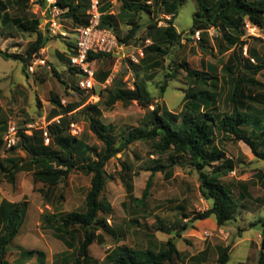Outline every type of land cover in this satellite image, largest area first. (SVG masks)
<instances>
[{"label": "rangeland", "instance_id": "374dc122", "mask_svg": "<svg viewBox=\"0 0 264 264\" xmlns=\"http://www.w3.org/2000/svg\"><path fill=\"white\" fill-rule=\"evenodd\" d=\"M6 1L7 9L12 15L26 16L38 22L50 39L40 51L46 64L37 65L34 72L29 68L25 70L22 61L0 55V128L10 119L22 130L30 122L40 127L43 120L60 118L61 116H53L62 112L63 107L68 104L82 103L67 115V121L63 125L64 134L83 139L90 147L85 157H77L78 162L97 159L106 145L93 131L89 114L97 117L99 123L105 126V131L116 140V144L121 143L130 130L143 127L142 119L147 108H143L137 100H118L114 105H108L106 101L110 94L118 90L133 89L134 81L139 78L146 81L156 101L173 113H178L186 92L197 91L192 88L194 82L188 77L183 67L185 64L211 73V84L207 86L202 83V86L218 91L217 101L213 105L215 113L231 112L233 109V103L229 99L233 83L221 69L232 49L228 46L225 30L218 26L213 25L191 34L194 18L198 17L197 11H200L198 0H147L153 9L152 13H122L121 0H104L112 4L110 11L117 18L115 32L118 37L126 35L134 22L142 25L138 36L159 41L161 48L152 53L160 64L151 70L154 72L151 79L141 64L132 63L128 58L122 60L120 67L115 65L116 56V59L109 56L98 58L94 63L97 71L111 69L116 75L109 86H97L99 100L91 99L89 92L80 90L77 87L79 77L70 71L68 58L71 55L70 43L76 39L75 25L72 17L64 14L66 10L56 4L57 0H23L21 3L18 0ZM166 1H173L178 5L174 24L182 33L179 42H168L160 28H154V35L149 36V22L157 21L158 27H164L172 17V14L165 12ZM102 2L100 0V4ZM204 2L209 7L213 4L210 0ZM244 29L243 39L247 41L244 46H247L248 56L243 48L242 71L254 75L258 81V84H252L247 90L252 94L262 93L264 69L257 74H253V70L264 61V27L249 23L244 24ZM0 31V48L19 56L26 55L27 47L37 36L35 32L20 31L13 25H3L1 18ZM149 53L148 51L147 55ZM88 103L96 104V108H86ZM255 106L262 108L264 104L255 102ZM153 107L152 105L150 108ZM171 118L177 127L180 120L174 116ZM71 122L78 124V134L71 132ZM245 128L251 131L253 124L245 125ZM0 133L5 138L6 130L0 129ZM155 142L137 140L108 161L107 181L101 201L109 209L100 211V217H104L107 224L98 228V236L89 246L88 254L83 256L82 264H112L107 256L117 246H129L141 251L154 248L160 251L161 245L169 237L177 236V230L183 223L190 222L194 215L209 207L210 203L199 189L198 170L192 165L188 155H184L172 166L171 176H167L164 171L153 175L149 195L145 200L131 198L132 195L140 198L143 196L151 176L149 168L155 164V159L160 157L164 163L171 162L169 153L160 154L155 150ZM44 145L53 146L51 141H44ZM215 145L224 150L225 156L207 169L212 171L219 165L232 166V170L222 175L221 180L232 189L239 199L240 207L235 218L223 226H219L210 217L197 220L185 229L182 237H177L180 255L175 258V264H219V249L228 245H231L230 260L226 264H259L261 252L264 251V159L258 157L245 141L218 128ZM260 149L264 150V140L260 143ZM29 156L23 146L15 150L5 143L0 146V202L7 199L25 202L27 205L20 231L8 246L3 260L7 264H41V259H44L45 264H78L85 228L82 225L73 226V236L68 235L72 242L70 245L58 235L54 226H59L69 212L87 209L86 198L91 188L92 173L75 170L50 188L36 182L34 172L40 166L30 163ZM11 157L17 158L24 165L13 180L10 179V172L14 170L9 161ZM122 175L133 185L131 195ZM244 183L247 184L246 191L251 197L241 199ZM1 230L0 223V233ZM24 250H33L34 255L23 259L21 253Z\"/></svg>", "mask_w": 264, "mask_h": 264}, {"label": "trees", "instance_id": "16d2710c", "mask_svg": "<svg viewBox=\"0 0 264 264\" xmlns=\"http://www.w3.org/2000/svg\"><path fill=\"white\" fill-rule=\"evenodd\" d=\"M19 1L21 3L23 0ZM90 1L57 0L56 4L66 10L64 13L66 16L72 17L74 27H79L89 23L88 9ZM121 1L123 2L121 5L122 13L128 11L152 13L153 11L147 0ZM210 1H213V4L209 7L204 0H198L200 11L204 12L197 11L198 17L194 18L191 34L208 29L213 25L225 30V37L232 51L221 69L227 73L233 83L229 95V99L233 103L231 112H222L221 114L214 112L213 105L217 101L218 91L203 88L204 85L202 86V83L207 86L211 84L213 80L211 73L206 70L190 68L185 64L183 67L186 69L188 77L192 78L194 82L192 88L197 91L186 92L182 108L178 113H173L166 106L156 101V98L149 91L146 81L139 78L134 81L133 89L128 91L125 89L118 90L110 94L106 101L108 105H114L118 100L125 102L137 100L143 108H147L146 114L142 119L143 127L130 130L121 143L116 144V140L110 133L105 131V126L99 123L97 117L89 114L93 131L106 145L104 152L99 153L97 159L78 162L77 157H85L90 147L83 139L64 134L63 125L67 121V115L82 103H70L63 107L62 112L55 113L53 118L61 116L60 121H52L48 124V134L53 146L44 145V131L41 128L34 129L30 135H27L22 129L19 130L20 142L11 147V149L15 150L23 146L30 155L29 162L40 166L34 172L36 182H41L52 188L75 170H86L92 173L91 188L86 198L87 209L69 212L59 226H54L58 235L70 245H72V242L68 239V235L73 236V226L82 225L85 228V237L81 242L78 264L84 262L83 256L88 254L89 246L97 238L98 228L107 224L106 219L100 217L101 209H109V206L104 205L101 201V194L107 181L106 165L112 157L127 149L130 144L137 140H155V150L160 154L169 153L171 162L164 163L160 157L155 159V164L149 168L151 176L147 181L143 196L140 198L132 195V199L145 200L149 195L153 175L159 171H164L167 176H171L173 174L172 166L179 162L184 155H188L192 165L198 170L200 192L210 205L207 209L194 215L190 222L183 223L177 230V236L169 237L161 245L160 251H156L154 248H147L141 251L129 246H117L107 256L112 261V264H164L165 262L175 264V258L180 255L177 237H182V232L195 221L212 217L219 226H223L235 218V214L240 207L239 199L235 197L232 189L221 180L222 175L232 170V166L219 165L214 167L212 171H209L207 167L225 156L224 150L215 145L217 128L245 141L258 157L264 159V150L260 149V143L264 140V107H254L255 102L264 104V92L257 94L248 92L247 89L252 84H258V81L254 75L243 73L242 66L244 63L241 57V52L247 43L243 39L245 35V19L249 18L257 26L264 27V0ZM111 5L110 2H105L104 0L100 5L102 12L101 26L112 28L115 31L117 18L110 11ZM7 7V1L0 0V18L3 25H13L20 31L35 32L37 36L27 47L25 56H19L1 48L0 55L5 58H14L22 61L24 69L27 70L34 56L39 55L41 49L47 45L50 36L41 30L38 22L26 16L12 15ZM165 7V12L172 14V17L164 27H158L157 21L149 22L147 24L149 36L154 35V28H160L163 30L168 42H179L182 33L177 30L174 24L178 5L173 1H166ZM141 28L142 25L133 22V27L129 32L123 37H119L120 41L126 44L139 45L142 41L151 39L147 36H138V31ZM238 44L239 51L237 49ZM160 48L161 44L159 41L151 40V43L145 48V56L138 63L149 73V79L154 75L151 70L160 64L152 53L159 51ZM69 51L71 55L77 52L76 39L70 43ZM148 51L150 53L147 55ZM252 54L255 55L254 52ZM104 56L115 57L113 54L104 52L90 53V59H98ZM68 64L71 73L80 78L79 70L70 64V57L68 58ZM262 69H264V61L254 68L253 74H257ZM52 70L59 75L55 68H52ZM111 72V69L98 71L97 80L100 82L105 81ZM77 87L81 90L79 85ZM163 88H165V85H163ZM152 105L154 106L153 109L150 108ZM85 106L89 109L96 108V104L88 103ZM173 116L180 120L177 127L174 126L171 118ZM4 124L0 128L1 130L7 129L8 121H5ZM251 124H253V129L248 131L245 125ZM3 144L4 138L2 133H0V146ZM9 161L14 167V170L10 172V179L13 180L16 173L24 168V165L19 163V160L15 157H11ZM122 178L127 182V188L131 195L133 193V185L127 181L124 175H122ZM242 187L243 191L240 193V198L251 197L250 193L246 191L247 184L244 183ZM26 209L27 205L25 202H14L7 199H3L0 202V223L2 225L0 233V264H7L3 260L4 254L20 231ZM230 249L231 245L220 247L219 264H226L230 260ZM21 254L24 257L23 259H26L32 257L34 251L24 250ZM41 264H45L44 259H41ZM259 264H264V251L261 252Z\"/></svg>", "mask_w": 264, "mask_h": 264}, {"label": "built area", "instance_id": "2783aa9c", "mask_svg": "<svg viewBox=\"0 0 264 264\" xmlns=\"http://www.w3.org/2000/svg\"><path fill=\"white\" fill-rule=\"evenodd\" d=\"M55 2V1H54ZM100 0H91L88 9L89 23L83 26L75 27L77 52L70 56V64L76 67L80 72L78 85L81 89L91 93V99L100 98V92L97 86H109L114 78L115 71H112L108 78L100 82L97 80V69L93 65L95 59H90V53L104 52L113 54L117 57L116 67H120L122 60L128 58L133 63H139L141 58L145 56L146 46L151 43V39L142 41L139 45L122 43L112 28L101 26L102 12L100 10ZM253 23L249 18L245 19V24ZM254 24V23H253ZM256 25V24H255ZM66 34V32H62ZM244 53L248 56L247 46H244ZM39 64H46V60L41 55H35L28 68L31 72ZM52 121L59 122L60 118L56 117ZM52 121L43 120V125L37 126L35 123H27L25 132L32 134L34 129L41 128L44 131V141L48 143L50 136L48 134V124ZM71 132L78 134L80 129L77 123L71 122ZM20 128L12 119L8 121L4 143L11 148L19 142ZM208 232V231H207Z\"/></svg>", "mask_w": 264, "mask_h": 264}, {"label": "crops", "instance_id": "0c3cea01", "mask_svg": "<svg viewBox=\"0 0 264 264\" xmlns=\"http://www.w3.org/2000/svg\"><path fill=\"white\" fill-rule=\"evenodd\" d=\"M96 60H97V59H95V60L93 61V65H94V67H95V68H96V66H95V64H94V63L96 62ZM97 72H98V71H97Z\"/></svg>", "mask_w": 264, "mask_h": 264}]
</instances>
